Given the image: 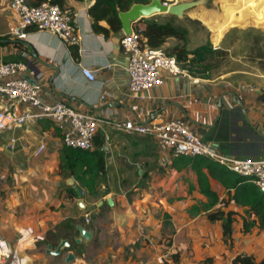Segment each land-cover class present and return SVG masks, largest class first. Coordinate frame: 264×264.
<instances>
[{
  "label": "crops",
  "instance_id": "1",
  "mask_svg": "<svg viewBox=\"0 0 264 264\" xmlns=\"http://www.w3.org/2000/svg\"><path fill=\"white\" fill-rule=\"evenodd\" d=\"M60 1L63 8L79 14V31L86 52L81 54L79 47L32 27L21 37H13L9 28L18 16L8 0H0V63L25 62L41 74V78H36L25 73L39 86L45 99L100 115L98 131L104 135L106 154L101 177L105 176V181L101 178V195L93 197L74 175L66 174L61 166L65 146L60 131L50 120L2 132L0 235L11 244L12 257L19 258L23 264H40L51 259H61L67 264L65 256L69 251L76 256L69 264H79L87 256L90 264H102L103 258L110 264H205L208 258L213 262L207 264H231L238 253L260 257L264 233L261 237L255 231L245 234L239 224L234 245L229 247L222 239L220 223L209 221L206 212L189 213L193 203L204 199L195 190L194 170L182 162L176 166L177 156L161 150L152 137L126 133L114 127L113 122L133 119L139 123H162L182 119L222 153L264 159V106L261 105L264 37H255L249 52L232 56L228 53L233 52L231 47L220 45L223 35L217 29L210 44L215 53L206 59L210 64L208 78L190 73L166 74L163 85L146 92L148 97L133 98L126 69L128 56L120 45L122 28L106 38L92 29L88 8L95 0ZM225 1L209 0L206 5L186 11L181 18L206 26L205 17H199L201 14H208L214 4L226 8L233 1L234 10L247 16L236 25L246 27L244 24L249 21L247 25L255 23L260 27L264 1L246 0L251 7L247 11L237 7L239 0ZM257 3L263 8L254 7ZM160 15L153 17L158 19ZM180 27L186 30L187 47H198L189 46L190 29ZM228 60L236 63L219 66ZM82 64L97 70L95 81L84 77ZM183 93L196 96L201 103L189 106L186 100L169 99ZM0 109L18 113L24 106L1 98ZM43 140L46 150L34 156V150ZM212 183L225 197L222 186L216 181ZM71 190L80 193L71 197ZM230 208L236 207L231 203ZM68 220L74 222L75 229L65 226ZM79 223L95 229V236L88 244L75 242L79 246L70 250L71 246L59 256L46 253L47 245L56 247L61 238L72 243ZM172 253L178 254V262L173 260Z\"/></svg>",
  "mask_w": 264,
  "mask_h": 264
},
{
  "label": "built area",
  "instance_id": "2",
  "mask_svg": "<svg viewBox=\"0 0 264 264\" xmlns=\"http://www.w3.org/2000/svg\"><path fill=\"white\" fill-rule=\"evenodd\" d=\"M8 1L18 16L17 22L11 24L9 28V33L13 37H21L32 27L52 33L65 44L78 46L81 54L86 52L87 48L79 31V14H73L51 0L43 1L38 5H32L28 0ZM165 3H170V0H166ZM142 32L140 26H133L130 34L121 37L120 45L128 56L126 69L131 96L145 99L148 97L146 92L164 84L166 74L188 75V72L164 49L144 45ZM25 73L41 78V74L32 70L25 62L0 63V99H7L24 106V109L18 113L0 109V134L38 121L50 120L60 131L64 146L93 149L102 122L100 115L76 110L63 102L48 101L41 95L39 86ZM81 73L91 82L97 78V70L87 64L81 65ZM169 99L186 100L189 106L201 103L196 96L185 93ZM261 105L264 106V88ZM214 107L212 105V108ZM113 125L126 133L152 137L161 150L171 152L174 156H207L229 170L247 177L264 192V159L240 158L222 153L216 145L204 141L182 119H172L162 123H139L133 119H126L115 121ZM46 148V142L43 140L36 147L33 155H41ZM82 194L85 192L83 191ZM89 220L87 216L86 221ZM12 255L11 244L0 235V264H6Z\"/></svg>",
  "mask_w": 264,
  "mask_h": 264
},
{
  "label": "trees",
  "instance_id": "3",
  "mask_svg": "<svg viewBox=\"0 0 264 264\" xmlns=\"http://www.w3.org/2000/svg\"><path fill=\"white\" fill-rule=\"evenodd\" d=\"M46 0H30L32 5H38ZM62 6L60 0H51ZM150 0H95L88 8L92 29L98 34L109 37L111 32H118L122 28L119 17L120 11L128 10L134 3H147ZM166 1V0H165ZM198 7H194V10ZM155 16V15H154ZM176 16L169 15L168 20L160 21L157 18H142L135 26L142 28L143 44L153 48H162L167 54L174 56L178 64L193 76L208 78L210 64L207 56L215 53L210 43L193 49L187 48L186 30L174 24ZM78 47V46H77ZM76 51L74 52L76 54ZM105 138L100 131L94 140V148L90 150L65 146L62 153L61 166L68 175H74L90 196L101 195V174L105 171L106 154L104 150ZM190 166L196 175L195 190L204 197L198 199L189 209L191 215L207 213L209 221L220 223L222 239L229 247L234 245V234L237 223L241 225L243 233H251L253 229L264 228V192L253 184L247 177L233 172L217 161L207 156L179 155L175 161ZM213 181L218 182L225 197L213 188ZM108 190V189H107ZM108 192V191H106ZM79 191H70L71 197H77ZM233 203L236 208L231 209ZM238 208V209H237ZM71 220L65 226L75 229ZM72 240V248L77 247ZM172 258L178 262V254L172 253ZM213 262L212 258L204 261ZM6 264H23L17 257H11ZM231 264H264V257L258 258L255 254L238 253L233 256Z\"/></svg>",
  "mask_w": 264,
  "mask_h": 264
},
{
  "label": "rangeland",
  "instance_id": "4",
  "mask_svg": "<svg viewBox=\"0 0 264 264\" xmlns=\"http://www.w3.org/2000/svg\"><path fill=\"white\" fill-rule=\"evenodd\" d=\"M180 1H183V0H175V1L170 0V3H177ZM262 1H264V0H259V2H262ZM222 3H224V2H222ZM233 5H236V4H233V1L231 2L230 6L228 5V6H226V8L223 7L224 9L221 6H218L215 4L212 5L210 7L212 10L208 14L205 12L204 14H201L199 16V17H205L203 20L204 21L203 23H205L206 26L204 24H198V23L191 22L189 20H185V19L178 18V17H176L174 22L176 24H178L179 26H187L190 29V31H191L190 32L191 33L190 34V41H189V42H191V43H189L190 47H194L196 45L199 46L202 43H207V42H209L211 44L212 36H214L215 32L218 29V31H219L218 33H221L223 35V39H222V42L220 43V45L224 46V47H231L233 52L232 53L228 52L230 55L234 56V54H238L240 52H249L251 49V46H252L253 39H255V37H264V19H263V21H261L260 27L256 26L255 23L254 24L252 23L251 25H247V24H249V23H247L249 21L245 22L244 26H246V27H242L241 25L240 26L236 25L238 22L241 21L242 18H243V21L246 20L247 16H243L242 14H239V12H236L234 10ZM237 7L240 9H243L244 11L251 9V7L247 6L246 0L237 1ZM254 7H257L259 9L263 8V6L259 7V3L255 4ZM225 9L227 12H223V11H225ZM261 12H263V10ZM157 17L160 21L164 22V21L168 20L169 14L165 13V14H161L160 16H157ZM250 22H252V21L250 20ZM233 23H235L234 24L235 26L230 28L231 25H233ZM214 40L215 39H213V41ZM242 60H246V59H242ZM231 62L236 63L234 60H230V61L228 60V61H223L221 64H219V66L220 67L223 65L225 66ZM219 150L222 151L220 148H219ZM237 225L239 226V223ZM237 225L235 227V230L239 228ZM254 231L257 232V233H255L256 236L261 237V236H263L264 228L263 229H257L256 228V229H253V232ZM261 239H262L261 241H263L264 237H262ZM99 243L100 242H97V244H99ZM259 244L257 243V246H259ZM261 245L262 246L260 248L261 249L260 250V253H261L260 257H262V255L264 256V243L261 242ZM44 249H45V247L42 246L41 247L42 253L44 252ZM89 254H90V251L87 252V255H89ZM260 257H258V258H260ZM90 260L93 262L92 259H90ZM102 261H103L102 264H110L107 261H105L104 258ZM40 264H65V263L61 259L60 260L59 259L58 260L51 259V260H48L45 262L43 261ZM79 264H90L88 256L86 258H84L83 261L80 262ZM165 264H167V263H165Z\"/></svg>",
  "mask_w": 264,
  "mask_h": 264
},
{
  "label": "water",
  "instance_id": "5",
  "mask_svg": "<svg viewBox=\"0 0 264 264\" xmlns=\"http://www.w3.org/2000/svg\"><path fill=\"white\" fill-rule=\"evenodd\" d=\"M209 0H183L177 3H165V0H150L147 3H134L126 11H120L119 17L122 23V30L124 34H130L133 25L142 18H148L156 14H169L181 18L186 9L196 7L197 5H206ZM83 200H79L78 204L81 205ZM109 204L112 199H108ZM78 234L73 237L77 244H88L95 236V229L93 227H86L83 223L76 225ZM72 243L67 238H61L56 247L49 243L46 248V253L51 256H59L66 249H69ZM76 258L72 251H69L65 256L67 264L74 261Z\"/></svg>",
  "mask_w": 264,
  "mask_h": 264
},
{
  "label": "bare ground",
  "instance_id": "6",
  "mask_svg": "<svg viewBox=\"0 0 264 264\" xmlns=\"http://www.w3.org/2000/svg\"><path fill=\"white\" fill-rule=\"evenodd\" d=\"M199 5H201V4H199ZM199 5H197V6H199ZM197 6H196V7H197ZM193 8H194V7L189 8V9H186V10L183 12V15H184V13H185L186 11H188V10H190V9H193ZM183 15H182V16H183Z\"/></svg>",
  "mask_w": 264,
  "mask_h": 264
}]
</instances>
